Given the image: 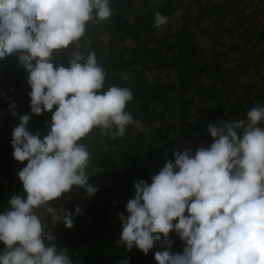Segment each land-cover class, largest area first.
<instances>
[{
  "label": "clouds",
  "instance_id": "obj_1",
  "mask_svg": "<svg viewBox=\"0 0 264 264\" xmlns=\"http://www.w3.org/2000/svg\"><path fill=\"white\" fill-rule=\"evenodd\" d=\"M111 2L0 0V60L15 56L28 73L31 114L52 112L43 138L28 130V114L13 130V157L27 164L18 172L23 194H13L0 211V264H73L45 231V221L51 217L71 229L74 214L50 202L74 186L94 196L98 189L87 172L91 154L80 141L94 128L111 139L123 137L135 123L126 111L132 91L105 88L106 69L78 43L89 22L111 18ZM168 20L157 11L154 26ZM72 45L68 66L54 65V53ZM9 111L15 119V106ZM208 132L213 142L207 148L175 152L174 162L168 160L150 184L134 181L127 215L118 214L119 242L128 251L148 254L163 237L165 250L154 253L157 264H264V106L243 119L209 124ZM81 214L76 205L75 215ZM172 232L185 243L182 253L170 251Z\"/></svg>",
  "mask_w": 264,
  "mask_h": 264
},
{
  "label": "trees",
  "instance_id": "obj_2",
  "mask_svg": "<svg viewBox=\"0 0 264 264\" xmlns=\"http://www.w3.org/2000/svg\"><path fill=\"white\" fill-rule=\"evenodd\" d=\"M111 7V18L89 22L78 43L85 55L94 51L106 69L105 88L132 91L126 111L135 123L123 137L111 139L94 128L80 141L91 154L87 172L89 184L98 189L94 196L74 186L50 202L74 214L71 229L63 222L48 227L73 264H120L127 258L138 264L153 257L162 241L148 254L135 247L128 251L119 242L118 214L127 215L134 181L150 184L168 160L174 162L175 152L207 148L213 142L209 124L243 119L251 108L264 106V0H112ZM157 11L169 18L159 29ZM74 47L54 53V65L67 67ZM0 65V91L13 96L10 105L0 96V211H5L13 191L4 181H11L15 167L16 190L23 194L18 172L27 161L14 159L11 144L19 117L30 115L28 130L43 138L52 112L31 114L28 73L15 56ZM76 205L81 215H75ZM168 238L178 237L172 232Z\"/></svg>",
  "mask_w": 264,
  "mask_h": 264
},
{
  "label": "built area",
  "instance_id": "obj_3",
  "mask_svg": "<svg viewBox=\"0 0 264 264\" xmlns=\"http://www.w3.org/2000/svg\"><path fill=\"white\" fill-rule=\"evenodd\" d=\"M3 69H4V67H3L2 65H0V79L2 78V70H3ZM0 96H1L4 100H6V102H7L8 105H10L11 102L13 101V96L10 95V94H8V93H6V92H2V91H0ZM12 174H13V175H12L11 181H10L9 183L6 182V181H4V184L9 185L10 187H12L11 190L13 191V194H18V193H17V190H16V182H17V167H15V168L13 169V173H12ZM61 209H64L65 211H67L65 208H62V207L58 208V210H61ZM40 211H42V209H39V210H38V212H40ZM52 224H53V222L51 221V217H47V218H46V221H45V231H46V232H48V229H49L48 227L52 226ZM177 239H179V238H177ZM177 239H171V240L174 242L172 248L170 249V251H171L172 253H178V251H182V252H183V249H184V247H185V243H184L183 241H181V240H179V241L177 242ZM162 241H163V240H162ZM163 250H165V248L161 246L160 251H163ZM153 259H154V256L151 257L150 259H147V260H145V261H143V262H141V263H138V264H147V263H149V262H150L151 260H153ZM154 262H156L155 259H154Z\"/></svg>",
  "mask_w": 264,
  "mask_h": 264
},
{
  "label": "crops",
  "instance_id": "obj_4",
  "mask_svg": "<svg viewBox=\"0 0 264 264\" xmlns=\"http://www.w3.org/2000/svg\"><path fill=\"white\" fill-rule=\"evenodd\" d=\"M175 233V232H174ZM176 234V233H175ZM177 235V234H176ZM177 237H178V235H177ZM179 238V237H178ZM180 239V238H179Z\"/></svg>",
  "mask_w": 264,
  "mask_h": 264
},
{
  "label": "rangeland",
  "instance_id": "obj_5",
  "mask_svg": "<svg viewBox=\"0 0 264 264\" xmlns=\"http://www.w3.org/2000/svg\"><path fill=\"white\" fill-rule=\"evenodd\" d=\"M93 186L95 187V185L93 184Z\"/></svg>",
  "mask_w": 264,
  "mask_h": 264
}]
</instances>
